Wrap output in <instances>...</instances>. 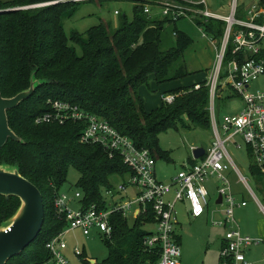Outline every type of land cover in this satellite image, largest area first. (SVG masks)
Segmentation results:
<instances>
[{"label":"trees","instance_id":"16d2710c","mask_svg":"<svg viewBox=\"0 0 264 264\" xmlns=\"http://www.w3.org/2000/svg\"><path fill=\"white\" fill-rule=\"evenodd\" d=\"M88 1L92 0H0L2 95L13 97L28 89L32 77L41 81L30 97L7 111L9 126L23 141L9 138L0 149V163L18 165L21 174L40 189L44 201L45 195L49 196L37 239L6 264H46L51 259L47 243L67 227L66 219L55 210L54 200L67 181L70 167L79 172L77 185L84 206L95 203L103 209L107 208L103 189L114 186L111 177L129 173L120 156L110 157L102 146L80 141L83 122L36 123L50 99L70 101L106 119L137 146L149 148L156 159L171 160L159 135L178 129L186 118L193 126L211 128L206 80L149 112L139 94L143 85L162 84L189 74L184 55L193 44L191 36L175 28L176 42L164 48L167 41L162 32L167 22L144 15L141 3H135L132 20L124 15L116 27L101 23L68 35L64 19ZM43 3L48 4L32 7ZM6 9L16 10L3 12ZM207 31L220 38L224 22L211 21ZM231 57L232 49L227 60ZM174 91L181 93L180 89ZM196 161L191 159L192 164ZM250 170L257 192L264 195L260 179L264 173L254 164ZM19 205L18 197L0 195V226ZM149 211V215L138 216L133 225L121 213H113L112 236L103 237L108 256L102 261L86 259V264H156L158 249H148L144 244L151 233L145 225L155 222L154 213Z\"/></svg>","mask_w":264,"mask_h":264},{"label":"built area","instance_id":"2783aa9c","mask_svg":"<svg viewBox=\"0 0 264 264\" xmlns=\"http://www.w3.org/2000/svg\"><path fill=\"white\" fill-rule=\"evenodd\" d=\"M134 1L142 4L143 14L150 19L175 25L182 19H188L203 36L210 37L216 55L206 86L214 139L205 149V154L194 164L180 170L171 182H163L156 176V157L149 148L137 146L128 135L121 133L109 121L80 105L67 100L50 99L48 109L36 117V123L83 122L80 141L102 146L110 157L120 156L128 166L129 173L127 180L119 184L117 191L115 186L106 190L112 200L106 198L105 209L95 203L84 206L80 190L73 194L57 193L55 210L66 219L67 227L48 241L51 259L46 264H69L63 254L67 247L64 236L69 231L81 229L87 235L98 230L103 237L111 238L113 227L110 216L113 213H121L129 219L131 216L137 218L149 215V209L154 213L155 229L145 238V246L148 249H158L160 257L156 264H181V247L174 237L176 204L187 200L194 217L204 214L210 195L206 182L212 177L220 181L218 194L222 195L221 205L225 206V218L218 222L227 228L220 250V264H252L246 253L260 239L242 233L235 217V208L246 206L247 202L237 201L225 171L232 168L239 181L258 201L248 178L234 162L227 145L232 143L238 148L246 145L254 165L264 173V88L256 91L250 89L252 82L264 74V3L252 4L243 14L238 0H233L230 13L220 15L208 7L206 0ZM115 14L119 15L120 11L116 10ZM211 21L224 22V32L220 38L207 31V25ZM230 49L232 57L227 60ZM195 88H200V84ZM225 92L230 94L228 97L241 98L242 107L239 111L220 115L218 100ZM175 97L176 95L171 94L163 99L171 103ZM128 188L133 191L132 198H126L130 193L127 192ZM170 194H173L172 199H168ZM74 201H79V208L71 206ZM261 208L264 210V207ZM213 223L218 224L217 221ZM75 253L82 255L79 249Z\"/></svg>","mask_w":264,"mask_h":264},{"label":"rangeland","instance_id":"374dc122","mask_svg":"<svg viewBox=\"0 0 264 264\" xmlns=\"http://www.w3.org/2000/svg\"><path fill=\"white\" fill-rule=\"evenodd\" d=\"M253 1L259 2L260 0H238V3L239 6L242 7L243 5L249 6ZM206 2L212 11L220 15H228L230 13L233 0H206ZM37 5L43 6L46 4H36L32 7H37ZM135 6L136 4L134 0H92L83 2L78 5L77 10L72 16L64 19L65 31L68 35L74 30L83 33L89 30L91 27L101 23L116 27L119 25L121 17L124 15L127 16L128 20L133 19ZM116 10L120 11L121 15L115 14ZM175 28L187 33L193 39V44L187 49L184 55L185 64L189 74L184 78L172 80L162 84L151 83L150 86H141L142 88L140 87L141 89H139V94L145 101L147 112L161 106L165 101L162 99L164 96L171 94L180 96L183 92H185L184 89L188 90V88H192L193 84L206 80L208 78V73L214 64L216 52L210 37L203 36L198 30L197 26L188 19H182L178 21L176 25L173 23L165 24V29L163 30L162 35L167 42L164 45V48H168L176 42L177 39L173 34ZM217 43L219 45V42ZM76 47L78 53H81L80 47L78 45H76ZM262 88H264V74L251 84L252 91ZM176 89H180L181 93H176V91H174ZM227 95L228 92L224 93L222 98L218 100L220 115L228 112H237L240 110L241 98L232 96L231 98L226 99ZM213 139L214 135L211 128L193 126L190 124L187 118L184 125L180 124L178 129L172 128L161 133L159 135V142L164 149L169 151L171 160L157 159L156 165L159 178L162 177L165 180L174 178L178 172L182 170V168L189 166L190 163H188V161L194 157L192 147H204L207 149L211 145ZM227 149L242 174L248 178L250 185L255 190L259 202L262 204L261 206L264 207V198L257 192L255 177L250 172V167L252 166L253 161L252 157L249 155L247 146L243 145L242 147L238 148L234 146V144L228 143ZM78 178V170L74 167H70L67 181L61 187L60 192L73 194L75 191L80 190L77 185ZM127 178L128 174L122 177L118 175H113L111 177V183L115 186L116 191L118 190L119 184L127 180ZM260 179L264 182V178L262 176ZM212 180L215 186L211 184L209 185L208 183V186L213 188V194L209 196L210 207L215 206L217 196L216 186L220 185V181L217 178H212ZM229 181L233 188H242L244 193H246L247 200L249 202H253L249 196V192L245 189L244 184L239 181V185H236L234 176L232 175ZM131 191L132 189H127V192L130 193L129 195H126V198H132L134 194ZM103 192L105 198L112 200V197L107 194L106 188L103 189ZM116 196L118 197L119 194ZM237 198L239 201H241L242 196H238ZM80 199H83V195ZM48 200L49 196L45 195V202ZM73 207L79 208V201L78 204H74ZM178 208L180 209V212ZM177 210L179 212L178 217H180V221H182L181 216L183 213V207L179 205ZM135 219L136 218L133 216L129 218L130 225H133ZM244 223L245 219H242V222L240 223L241 226H244ZM204 224L206 227L211 225L207 221H204ZM154 228L155 227L153 223H148L145 225V229L148 231H152ZM180 231L181 228H178V232ZM64 240L67 244V248L64 249L63 254L69 264H86V259L102 261L109 254V247L106 243V239L103 238L98 230H93L90 234L86 235L81 229H77L75 231H71L68 234L66 233ZM203 243V239H195L192 241V245L188 246L190 250L188 249V259H186L187 264H215L217 262L216 260L220 256L219 249L218 253H216L214 248L211 247L208 249L206 244L203 245ZM260 247H262V249H260ZM76 249L81 251L82 257L75 253ZM263 251L264 241L258 246L256 244H254V246L251 245L250 250L247 252L251 254L258 252V256L261 259L262 256H264ZM250 261H252V257Z\"/></svg>","mask_w":264,"mask_h":264},{"label":"water","instance_id":"95a60500","mask_svg":"<svg viewBox=\"0 0 264 264\" xmlns=\"http://www.w3.org/2000/svg\"><path fill=\"white\" fill-rule=\"evenodd\" d=\"M10 10L16 9L3 12ZM40 84L41 81L32 77L30 87L13 97H4L0 90V149L9 138L23 141L9 126L7 111L30 97ZM193 154L198 159L205 154V148L197 147ZM0 195H12L20 200L16 212L0 226V264H6L37 239L44 223L45 201L40 189L21 174L18 165L4 162L0 163ZM221 201L222 195H219L216 202Z\"/></svg>","mask_w":264,"mask_h":264},{"label":"crops","instance_id":"0c3cea01","mask_svg":"<svg viewBox=\"0 0 264 264\" xmlns=\"http://www.w3.org/2000/svg\"><path fill=\"white\" fill-rule=\"evenodd\" d=\"M254 3H263V0H260L259 2L253 1V2H251V4L249 6H245V5H243L242 7L240 6L241 13L244 14L246 9L249 8ZM250 89H251V86H250ZM228 95H230V94L228 93ZM228 95L226 96V99L231 98L230 96L228 97ZM161 98H162V95H161ZM241 107H242V105H241ZM241 107H240V109H241ZM193 156H194V154H193ZM193 159H195V157H193ZM188 163L192 164L191 160H189ZM156 164H157V159H156ZM253 164H252V166H253ZM250 169H251V167H250ZM155 172H156L157 178L163 182H171L173 180V178H170L169 180H165L162 177L159 178V176L157 174V165L155 166ZM250 172H251V170H250ZM225 175L228 177V179H230L231 175L234 176L235 184L239 185V179L237 178V174L232 168L226 170ZM212 178H215V177H212ZM212 178H210L206 182L210 195L213 194L212 193L213 188H210L208 186V183H209V185L211 184V185L215 186ZM218 186L219 185L216 186V193H217L216 201L219 197ZM253 191L255 193L254 188H253ZM131 192H133V191H131ZM233 192H234V195H235L238 202H242V201L247 202L246 206H238L235 208V217L239 221L240 229L244 235H248V236H251L253 238L260 239L259 243L256 244L258 246L264 241V214H263L264 210H262V208L259 207L262 204L259 202V200L257 201L250 194V192H249V196L253 200V202H251V201L249 202L246 198V193H244L242 188L235 187V188H233ZM258 193L264 198L263 194H261L260 192H258ZM238 196H242L241 201L238 200V198H237ZM172 198H173V194H170L168 196V199H172ZM216 201H215V206H213V207H210V202H209V205L206 207L205 213L202 214L201 216H198V217H194L191 214L190 204L187 200L178 202L176 204V208L179 207V205H181L183 207V213L181 216L182 221H180L181 219H180V217H178V214L180 212V209L178 208L179 212L177 210V215H176L177 222L174 224V237H175L176 241L179 243V245L181 247V252H182L181 264H187L186 259H188V249L190 250V248L188 246H191L192 241L195 239L196 240L203 239L204 240L203 245L206 244L208 249L211 247L214 248L216 250V253H218V249H219V255H220V250L222 248V245L224 244V234H225L227 228L224 225L218 223L219 221H222L225 218V212H224L225 206L221 205L222 201H221V203H217ZM72 203H71V206L72 205L74 206V204H78V201L77 202L74 201ZM79 205H80V203H79ZM242 219H245L244 226H241V224H240L242 222ZM204 221H207L211 225L206 227L204 224ZM213 221H217L218 224H214ZM154 227H155V224H154ZM178 228H181L180 232H178ZM75 230H77V229H75ZM75 230H71V231H75ZM224 230H225V232H224ZM71 231H69L68 233H70ZM253 246H254V244H253ZM250 248H251V246H250ZM250 248L248 250H250ZM260 249H262V247H260ZM246 255L249 258V260H251V257H252V261H251L252 264H263L264 263V256H262V258L260 259V257L258 256V252L254 253V254L247 252ZM216 261L217 262L215 264H220V256L217 258Z\"/></svg>","mask_w":264,"mask_h":264}]
</instances>
